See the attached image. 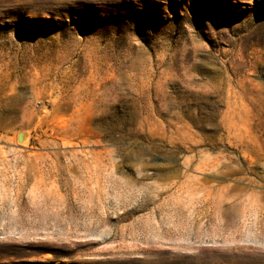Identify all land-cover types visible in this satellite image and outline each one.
Wrapping results in <instances>:
<instances>
[{
	"label": "rangeland",
	"instance_id": "obj_1",
	"mask_svg": "<svg viewBox=\"0 0 264 264\" xmlns=\"http://www.w3.org/2000/svg\"><path fill=\"white\" fill-rule=\"evenodd\" d=\"M0 264H264V0H0Z\"/></svg>",
	"mask_w": 264,
	"mask_h": 264
},
{
	"label": "water",
	"instance_id": "obj_2",
	"mask_svg": "<svg viewBox=\"0 0 264 264\" xmlns=\"http://www.w3.org/2000/svg\"><path fill=\"white\" fill-rule=\"evenodd\" d=\"M20 139H21V137H20Z\"/></svg>",
	"mask_w": 264,
	"mask_h": 264
}]
</instances>
